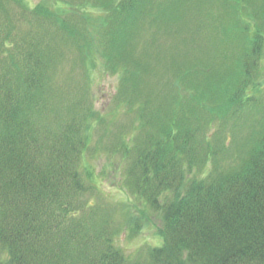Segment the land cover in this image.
Masks as SVG:
<instances>
[{"label":"trees","instance_id":"16d2710c","mask_svg":"<svg viewBox=\"0 0 264 264\" xmlns=\"http://www.w3.org/2000/svg\"><path fill=\"white\" fill-rule=\"evenodd\" d=\"M68 1H63L64 14L46 10L60 33L54 56L44 55L38 42L11 37L8 25L0 26L5 37L0 39V248L6 254L0 264H264V103L254 95L264 81V0H225L219 7L228 22L232 15L233 43L219 69H203L207 86L195 88L193 102L185 97L184 104L181 92L192 89L198 68L174 64L165 85L155 87L158 78H151L148 64L132 61L131 44L151 7L159 12L150 20L159 26L185 23L183 11L171 9L167 0ZM8 2L19 5L0 0L7 23ZM36 11L45 8L38 5ZM92 43L131 67L123 68L131 93L141 73L149 99L152 86L165 93L162 115L168 110V117L155 113V119H146L142 106L139 140L117 146L127 162V189L161 213L163 241L144 257H130L116 247L104 213L97 217L87 203L89 192L96 191L84 165L91 140L88 120L79 102L56 105L61 88L50 68L61 56L57 46L70 45L84 55ZM124 50L131 56L121 57ZM197 106L212 116L223 109L230 119L252 110L245 142L224 164L218 158L224 145L209 141L197 115L190 119ZM208 162L203 177L186 178Z\"/></svg>","mask_w":264,"mask_h":264},{"label":"rangeland","instance_id":"374dc122","mask_svg":"<svg viewBox=\"0 0 264 264\" xmlns=\"http://www.w3.org/2000/svg\"><path fill=\"white\" fill-rule=\"evenodd\" d=\"M63 1L65 0H18L19 5L8 2L4 9L7 11L9 22H6L3 12L0 11V26L5 28L8 25L11 37L21 38L30 44L38 42L44 55L54 56V43L56 44L60 33L54 21L45 15L46 10L64 14L63 9L67 6ZM224 1L167 0L171 9L174 10L176 6L178 10L183 11L186 22L156 25L150 20L151 14L159 11L151 7L147 16H143L138 22L139 29L132 42L131 37L129 39L132 44V61L148 64L146 71L152 72L151 78H158L155 81L153 79L152 85L155 87L165 85L166 73L174 64L183 67L189 65L188 69L198 68V73L192 75V89L186 88L181 92L183 104L185 97L192 98V101L189 100L190 103L193 102L195 88L207 86L203 69H219L221 56L227 53L228 47L233 43L230 36L233 29L230 26L232 15H229L228 22V16L225 17L223 12L225 9L218 10L224 5ZM68 2L74 4L77 1ZM38 5L45 8L44 13L36 11ZM91 14L98 16L95 10H91ZM1 38L4 41L5 37L0 34ZM57 48L61 50V56L50 68L53 83L61 88L56 105L63 108L79 102L78 107L85 112L84 116L88 120L91 140L84 153V165L87 171L91 172V183L96 191L89 192L91 196L87 203L94 207L97 217L100 218L104 213V218L113 231L111 238L116 247L130 257H144L150 246L160 245L163 241L161 213L151 211L127 189L124 175L127 162L123 160L125 158L121 160L122 153L117 146L123 141V144L125 142L130 147L131 143L136 144L139 140L141 131L137 129V113L142 112V106L143 111L148 113L146 119H155V113L163 119L168 117V110L162 115L165 93L163 90H155L152 86L150 92L153 96L149 99L148 89L142 90L141 77L145 78L143 73L138 76V84L131 93L129 90L132 87L128 89L130 85L123 70L125 67L129 70L131 67L118 61L113 54L102 51L98 45L92 43L84 55L79 54L75 47L70 45ZM1 51L0 47V58ZM126 53L124 50L121 57ZM129 56L131 54L127 53L126 58ZM218 76L219 73L212 79L215 80ZM260 81V90L254 95L264 103V81ZM186 90H190V93ZM58 101L61 102L57 104ZM208 102L209 106L213 103L210 100ZM182 106L185 108V105ZM211 106L215 107L216 104ZM218 110L213 112L212 116L208 110L197 106V113H191L189 116L192 121L197 115L205 136L211 139L210 142L224 145L218 157L224 164L235 152V148L245 142L250 131L246 119L252 110L239 112L233 116L234 120L224 116L221 113L223 109ZM210 166L208 162L204 168L194 167L186 174V178L200 179L208 172ZM166 196L168 195L164 194V197ZM5 256V251L0 248V259Z\"/></svg>","mask_w":264,"mask_h":264}]
</instances>
